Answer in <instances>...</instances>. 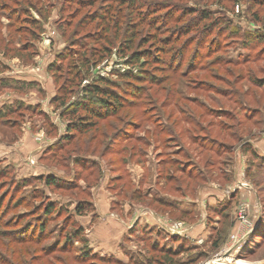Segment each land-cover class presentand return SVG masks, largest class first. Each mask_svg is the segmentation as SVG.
Instances as JSON below:
<instances>
[{
    "label": "rangeland",
    "instance_id": "obj_1",
    "mask_svg": "<svg viewBox=\"0 0 264 264\" xmlns=\"http://www.w3.org/2000/svg\"><path fill=\"white\" fill-rule=\"evenodd\" d=\"M60 1L41 2L45 8L53 6L47 18L41 19V32L25 52L33 53L19 58L10 55L13 52L5 56L0 51V75L8 74L5 77L19 83L11 89L0 87V110L19 100L25 107L38 106L56 127L54 133L42 114L26 109L0 119V264H115V260L120 264H184L190 259L194 262L187 264H264V237H250L264 214V40H254L262 24L252 15L258 11L264 21V5L251 6L252 0H237L226 7L210 1L196 4L218 15L216 28L205 41L196 31L182 56L175 52L177 47L183 48L186 36L166 44V50L172 46L176 51L160 54L161 68L156 64L148 67L158 76L166 75L164 84L173 83L171 93L178 109L174 106L173 111L172 103L164 106L167 90L159 91L165 95L154 108L148 95L157 87L145 82L147 95L137 98L142 102L123 108L136 113L131 122L127 121L130 115L124 122L109 118L104 127L110 138L113 133L118 135L113 146L123 151L102 156L100 146L92 155L81 156L79 166L68 163L63 167L41 156L67 126L59 108L50 101L55 83L47 69L67 45L70 33L64 36L58 27ZM0 13L1 41V36L8 34V20L5 12ZM30 13L39 18L34 8ZM18 38H14L17 46L23 41ZM145 47L150 48L148 44ZM128 57L115 42L82 85L98 76L117 79L118 72L139 71V64L126 62ZM246 58L250 60L235 63ZM81 94L79 89L70 100ZM179 107L185 116L197 118L196 128L185 121L171 124L176 116L169 112L179 113ZM167 126L171 128L168 133L159 131ZM123 131L131 132L132 138L127 139ZM191 131L197 137L217 138L226 146L218 153L211 151L209 142L201 148L199 141L195 144L189 139ZM233 132L235 138L231 139L227 135ZM179 149L188 153L184 173L161 164L163 157L180 158L182 153L176 155ZM94 169L98 175L88 176ZM162 169L174 172L181 187H176L175 180L166 182L159 174ZM190 173H197L196 177L190 179ZM49 174L57 177V185L45 186L35 178ZM26 179L29 183L23 186ZM36 193L39 196L35 197ZM159 197L165 202L157 200ZM18 199L27 202H16ZM47 199L57 202L62 214H53L42 237L34 241L28 237L37 230L23 233L22 225L36 211L33 207L40 208ZM77 204L83 214L75 213ZM238 208L245 210L244 225L236 216ZM72 222L82 227L87 243L82 246L74 241L69 245L75 248L60 249L62 234L71 231ZM178 223L179 229L172 228ZM215 240L218 246H213ZM79 249L92 256L83 260L77 254Z\"/></svg>",
    "mask_w": 264,
    "mask_h": 264
},
{
    "label": "trees",
    "instance_id": "obj_2",
    "mask_svg": "<svg viewBox=\"0 0 264 264\" xmlns=\"http://www.w3.org/2000/svg\"><path fill=\"white\" fill-rule=\"evenodd\" d=\"M42 1L49 2V0H0V11L5 12L4 16L8 20L6 24L8 34L6 37L1 36L2 42L0 41V51L3 55L6 56L13 52L10 55L22 58L23 55L28 56V54L33 53V51L25 52H28L27 50L32 46L34 40L37 39L42 29L41 19L47 18L49 15L48 9L53 6L49 5V7L45 8L44 4L41 3ZM209 1L226 7L228 4H235L237 0H61L58 9L60 21L58 27L62 35L67 37L68 34L66 35V32L70 30V33L66 39L67 45L56 53L54 60L48 65L47 69L55 83V93L50 101L55 104L56 108H59V115L66 119L67 126L65 133L58 135L57 139L44 149L41 155L42 158L50 159L51 163L53 162L54 164L64 165L63 167H66L68 163L79 166L81 156L92 155L100 146L103 148L102 156L107 153L113 152L116 154L119 151H123V149H117L113 146L118 135L113 133L110 138L111 133L106 132L104 127L108 124L106 121L109 118L124 122V118L130 115L131 119H127V121L131 122L136 113L123 111V108H131L142 102L137 98L139 95H147V93L145 94V82L149 83L150 86L157 87L154 93H149L148 95V100L153 107L155 106L154 108L157 106V101L165 95L160 94L159 91L167 90V95L162 99L165 100L164 106H171L172 103L173 111L174 106L178 109V104L176 103L178 101H174L171 93L173 83H170L169 86L164 84V80L167 79L166 75L158 76L148 67L156 64V68H161L158 65L163 60L162 57H159L160 54L174 53L177 48H179L175 52L177 57L182 56L184 51H186L185 48H188L186 46L188 41H193L194 36L196 37V31L197 35H201V39L205 41L212 29L216 28L217 22L220 21L217 17L218 15L214 16V13L209 8L196 6V4ZM263 5L264 0H252L251 3V6L257 7ZM31 8L37 11L39 18H34L31 15ZM249 8L251 9L252 7ZM83 9H86V11L83 12ZM0 15L3 14L0 13ZM252 15L257 23L260 22L262 24V31L258 34L255 33L254 38L255 41L261 42L264 40V21H261L258 11L252 12ZM16 35L19 37L18 40H23L19 46L14 44ZM23 35L28 37L22 39ZM184 36H186L187 41L185 39L183 48L177 47L171 50L173 47L170 46L166 50V44L174 43ZM248 38H251V36L248 35ZM115 42H117L122 54L126 53L129 55L126 60L128 64H139V71L135 73L131 70L123 73L118 72L117 79L98 76L82 85L83 79L89 75L91 69L109 55ZM2 43L3 45L1 46ZM145 44H148L150 48L145 47ZM249 60L250 58L239 59L235 63L248 62ZM1 66L3 67V63L0 61ZM18 84L11 78L0 75L1 88L9 87L11 89L18 87ZM27 84L30 85L29 83ZM79 89L82 91L81 96L70 100L77 94ZM179 108V113L169 112L171 117L176 116L171 124L185 121L193 124L196 128L197 118L193 114L185 116L184 109L182 107ZM24 109L42 114L51 130L56 133V127L50 122L46 113L42 112L38 106L25 107L23 102L19 100L15 101L13 105L5 104L2 106L0 119H4L5 116L14 113V110L21 111ZM153 111H156V109ZM218 115L220 116V114ZM100 121L106 123L99 125ZM127 121L125 120V122ZM136 124L139 123L136 122ZM159 124L161 123L159 122ZM169 130H171L170 126L159 129L161 133H168ZM221 130L225 129L221 128ZM115 131L116 127L114 128ZM186 131L188 129H184L183 134H187ZM123 132L126 134L127 139L130 140L132 138L131 132ZM189 134V139L195 144L196 140L199 141L198 144L201 148L209 142L211 151L213 150L215 153H218L223 146H226L223 141H219L214 137L205 139L201 135L197 137L193 132ZM227 136L234 139L235 133H230ZM179 154H181V157H175L176 159L166 155L167 157L161 159V164L173 165L177 171L184 173L186 171L184 158L186 162L189 161L187 159L188 153L186 149H179L176 155L179 156ZM83 168L86 169L88 166L83 165ZM94 173L98 175L99 172H95V169L90 170L88 176ZM159 174L166 182L175 180L178 183L176 187H181V180L175 177L174 172L171 174L169 171L162 169ZM196 174L190 173L189 178L196 177ZM35 178L43 181L45 186L58 184L57 177L50 174ZM27 183H29L28 179L24 180L22 185L25 186ZM19 187L20 185H17L16 190ZM176 191L178 192V189ZM34 196L39 195L36 193ZM48 200H45L43 205H39L40 208L34 206L33 208H37L36 211L33 215L30 214L29 216L31 217L22 225L24 228L23 233L31 232L33 228H35V231L37 230L35 232L36 235L32 232L31 237H28L34 241H38L36 237H42L47 227V221L53 218V214H62V208L58 207V203ZM157 200L165 202L160 197ZM21 201V199H18L16 202L20 203ZM22 202L27 201L23 200ZM74 208L75 213L83 214L80 204L75 205ZM71 225L73 226L69 228L71 231H63L64 241L59 247L60 249L71 250L75 248H71L69 245L73 244L74 241L79 242L82 246L87 243L82 227L75 222H72ZM255 230L253 229L250 232V237H264V214L260 215L258 229ZM218 243L219 241L215 240L213 246H218ZM77 254L83 260L92 256L84 249H79ZM193 260L190 259L184 264L194 262ZM106 262L111 261L107 260ZM113 263L120 264L121 262L115 260Z\"/></svg>",
    "mask_w": 264,
    "mask_h": 264
},
{
    "label": "built area",
    "instance_id": "obj_3",
    "mask_svg": "<svg viewBox=\"0 0 264 264\" xmlns=\"http://www.w3.org/2000/svg\"><path fill=\"white\" fill-rule=\"evenodd\" d=\"M236 216H237L238 221H239L240 224L244 225L245 223H247V218H246V214H245L244 208H238V210L236 212ZM179 225H180V223L175 224V225L172 226V228L179 229ZM175 229L173 230L174 232H176Z\"/></svg>",
    "mask_w": 264,
    "mask_h": 264
},
{
    "label": "crops",
    "instance_id": "obj_4",
    "mask_svg": "<svg viewBox=\"0 0 264 264\" xmlns=\"http://www.w3.org/2000/svg\"><path fill=\"white\" fill-rule=\"evenodd\" d=\"M0 59H3V57L0 56ZM1 61H2V60H1ZM5 76H8V74L5 75ZM25 78H29V77H28V76H25ZM51 96H52V95H51ZM241 183H242V182H241ZM241 183H238V184L241 185ZM243 184H244V185H247V184H245L244 182H243ZM245 187H246V189H247L248 191H249V189H251L250 186H245Z\"/></svg>",
    "mask_w": 264,
    "mask_h": 264
},
{
    "label": "bare ground",
    "instance_id": "obj_5",
    "mask_svg": "<svg viewBox=\"0 0 264 264\" xmlns=\"http://www.w3.org/2000/svg\"><path fill=\"white\" fill-rule=\"evenodd\" d=\"M213 263H215V264H216L217 262H214V261H213Z\"/></svg>",
    "mask_w": 264,
    "mask_h": 264
}]
</instances>
